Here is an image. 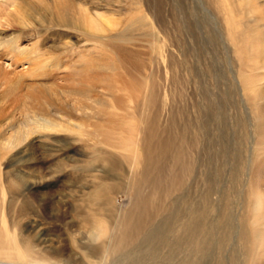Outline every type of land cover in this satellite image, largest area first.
<instances>
[{
	"label": "rangeland",
	"instance_id": "1",
	"mask_svg": "<svg viewBox=\"0 0 264 264\" xmlns=\"http://www.w3.org/2000/svg\"><path fill=\"white\" fill-rule=\"evenodd\" d=\"M58 1L0 0V135L38 112L60 123L88 121L121 141L136 130L131 113L137 100L131 86L134 76H140L156 99L155 110L144 106L141 124L156 111L158 140L171 138L174 144L158 170L150 172V181L141 184L147 202L135 211L136 237L123 246L118 245L117 226L136 209L141 145L111 152L113 165L95 162L91 157L99 144L74 130L36 133L30 151L3 160L0 222L3 215L9 231L19 237L21 230L35 244L48 236L57 239L79 264H250L252 254L243 253L239 228L251 197L238 160L241 154L248 160L258 110L254 102L242 99L238 71L243 61L224 34L212 0L61 1L76 12L79 5L86 7L89 20L101 30L81 24L69 7L62 13L79 22L76 26L53 20ZM122 31L132 43L117 39ZM91 34L105 40L90 39ZM121 48L141 61L139 70L125 62ZM248 56L247 65L264 73L262 59ZM41 86L56 94L46 91L38 97ZM63 89L88 93L92 100L85 104L94 117L74 111ZM180 150L191 168L182 173L179 186ZM134 153L139 160L133 171L128 159ZM104 172L115 183L107 187V202L86 196L101 182L92 174ZM10 174L20 179L19 202L27 196L26 214L17 206L8 208L5 180ZM95 214H106L108 237L97 232Z\"/></svg>",
	"mask_w": 264,
	"mask_h": 264
},
{
	"label": "bare ground",
	"instance_id": "2",
	"mask_svg": "<svg viewBox=\"0 0 264 264\" xmlns=\"http://www.w3.org/2000/svg\"><path fill=\"white\" fill-rule=\"evenodd\" d=\"M61 1L62 0L58 1L56 9L51 12L53 14L52 16L54 18H57L53 20H56L60 24L68 21L75 26L80 22L81 24L87 25L88 28L93 30L102 29V27L100 29L99 24L94 23L93 20H89V15L87 16L86 7L79 5L78 13L75 11L74 6L69 2L63 4ZM212 4L220 15V24L224 28V34H226L227 39H229L234 44L235 52L240 54V57L243 61V65L241 66V68H239L238 71V76L241 82L240 88L243 93H241L243 95L242 99L245 98L246 101L254 102L256 105L255 107L258 110L253 114V117H255V119L257 118L256 123L254 124L256 137L252 143V148L249 152L248 160L245 154H241L240 159H237L240 163V171L243 173V175L246 174L247 176V181H244L243 186H248L247 192L251 197L249 198L250 201L248 205L249 210L247 213V217L245 220L242 218L240 222L239 230L241 231V234L239 241L241 247L243 248V253L244 251H246L247 253V251L249 250V252L252 254L250 264H264V73L260 72V70L257 71L258 68L257 70H255L256 68L251 69L246 62V58L249 57L248 53H251L253 59H262V61L264 62V0H212ZM67 7H69L70 10H73L72 12L77 14V16L79 17V22H74V20L68 18L65 14L62 13ZM100 16L102 18L104 17L101 13ZM190 28H192V31L194 32L192 25H190ZM116 36L119 40L132 43L129 38L126 39L125 32L123 31L117 33ZM91 38L101 41L104 39V36L91 34L90 39ZM120 50L124 52L123 59L125 60V62H128L129 64L132 63L131 65H133L134 69L139 70V68L142 66L141 61H139V59H132L127 49L121 48ZM94 67H99V64L94 65ZM259 68L261 69L262 67L260 66ZM142 83H144V79H140V76L139 78L134 76L131 90L136 96L137 103L134 107L135 112H132L131 116L137 122L134 125L136 130H133V132L128 134L127 138L119 141V137L117 134H110L108 132L106 133V131L100 129V126L89 123L88 121L87 123L86 121L85 123L84 121H76L74 123L68 121V123L66 122V124L57 122L45 116L44 114L41 115L42 113L39 114L38 112H31L27 114L16 126H11L4 131L5 133H2L0 135V167L4 162L3 160L9 159V154H12L14 152L27 153L28 151H30V147L36 141L34 138V135L36 133L38 134L51 131L69 132L74 130L81 133L82 135L87 134V136L94 144H99V146L95 148L97 154L91 157L93 161L96 162L98 160H102L104 163H109L112 165L115 164V160L111 152H122L131 149L129 146L136 148L137 146L140 147L141 145V149L143 150V158L140 161V176L135 180V185L137 187V191H135L138 197L136 209L130 210L122 219L119 220L117 226L118 245L123 246V244L129 243L134 239V231L139 227L137 222L138 218H135V211H142L143 206H145V203L147 202L145 194H143L140 190L141 184L147 180L150 181V172L156 169L158 170V165L161 162V159L166 156L168 150L174 144V140L171 138H160L158 140L156 111L154 112L153 116L151 115L150 117H148V119H146V123L144 125L141 124V122L144 121L142 116L144 106L153 107V109L155 110L154 106L156 102L154 92L152 91L148 93L149 91L147 85H144ZM41 87L42 89H40L42 91L38 89L39 92L36 93L37 95L39 94L38 97H41V94L46 93V91L50 95L56 94V90L52 91L50 87ZM60 92L62 94L65 93L68 97H71L70 99L72 102L71 104L69 103L70 101L68 103L74 111L83 113V115H87L88 118L90 116L94 117L92 111H90L89 105L85 104L86 100H92L91 96H89L88 93L83 90L67 91L64 89ZM5 95L2 96L3 99L1 100L6 99ZM72 95H74L75 97H72ZM120 108H122V106H120ZM2 112L3 111H0V115L2 114ZM113 115L119 116L116 114ZM120 116L121 118H126L125 114ZM109 120L110 119H108V121ZM41 136L44 137L47 135ZM184 155L185 154L182 150L178 151L177 153V161L179 163H183L182 172L178 173L175 176L176 184L179 186L184 183V180L182 179V173L189 171L191 168L189 164H186L184 162ZM138 160V156L135 153L128 159L129 168H131V170H135ZM91 170L99 171L100 169L98 167H93ZM92 176L100 178L101 182L97 184L94 190H91L86 196L95 198L96 200L104 199L105 202H107L109 199L108 197L111 194L107 190V187H110V185L115 183L107 181L109 177L105 174V172L104 174H92ZM5 181L9 210L17 206L21 214H26L28 205L27 196L23 195V200L19 202L20 200L16 195V190H18L20 186V179L16 175L10 174L7 175V179ZM1 185L4 184H2L0 181V187ZM38 186L40 185L38 184ZM1 191L2 189L0 190V192ZM1 194L0 200L4 197ZM95 203H98V201H95ZM93 223L97 228L96 230H98L97 232H99V235L106 236L108 234L109 223L106 214L103 216H98L96 214L93 215ZM103 226H105L106 229ZM112 227L114 226L112 225ZM18 236L19 237H17L14 232L8 230L4 216L1 215L0 264H79V261H76L74 259L75 257L73 258L71 256L72 253L69 251V248L66 245L58 244L59 241L51 236L44 238V240H42V242L44 243L40 242V244H35L34 242H32L30 240L31 237L29 238V236H26L21 230L19 231ZM76 244L80 247L79 243ZM85 253L90 258L94 257L91 252Z\"/></svg>",
	"mask_w": 264,
	"mask_h": 264
}]
</instances>
